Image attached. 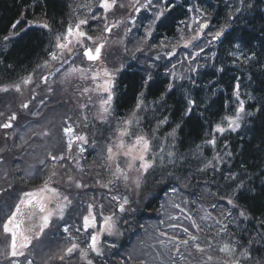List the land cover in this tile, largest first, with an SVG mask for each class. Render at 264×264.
Here are the masks:
<instances>
[{"label":"trees","instance_id":"16d2710c","mask_svg":"<svg viewBox=\"0 0 264 264\" xmlns=\"http://www.w3.org/2000/svg\"><path fill=\"white\" fill-rule=\"evenodd\" d=\"M131 1L117 0V5L104 17L98 13V0H0V89H7L0 90V125L6 121L12 125L0 127V158L7 162L13 158L15 150L22 147V139L20 143L13 141L12 132L26 125L25 121L31 118L30 111L38 103L37 98L29 97L35 90H29L23 81L38 76L41 63L49 58L55 47L56 36L64 34L70 22H78L79 17L88 21L81 26L86 35L97 37L103 33V23L123 21L130 16L135 21L130 33H134L135 38L151 30L150 38L146 39V52L133 51L126 43L129 50L114 77L108 121L106 125L96 122L88 131L89 138L99 142L92 144L94 162L90 165L83 155L82 171L64 167L66 174L57 181L61 188V182L75 187L79 183V197L85 191H93L100 198L105 196L109 187L103 191L96 187L103 182L95 177L102 176L98 170L105 171L97 161L103 146L110 142L107 135L114 134V122L129 117L133 111L135 121H138L135 126L150 139L151 148L166 147L167 154L141 174L138 193H132L133 200L139 204L128 208L119 219L120 235L108 238L100 246L102 253L91 254V257H88L87 242L83 243L79 238L75 260H69V263L61 260V264H88V261L92 264H147L157 241L142 240L143 231L149 222H155V217L161 213V202L174 189L187 201L192 217L198 207L212 212L213 217L219 211H229L237 223H225V232L220 231L217 241L229 239L232 242L236 249L232 259L238 260L239 264H264V0H157L148 8L150 11L142 8L136 13H133L135 8ZM85 3H88L86 10ZM121 4L124 7L121 8ZM192 14L208 27L199 40L185 48L184 40L190 39L198 28L197 23L191 24ZM94 15L96 19L92 18ZM157 15L159 19H156ZM144 19L149 28L142 32L140 26ZM129 22L127 19L124 23ZM45 23L48 28L40 26ZM13 24H16L15 28ZM221 28L224 31L220 38L208 43L212 40L210 34ZM181 34L184 40L180 39ZM172 52L175 54L168 55ZM178 67L187 75L181 81L173 71ZM38 82L43 85L42 80ZM26 93L29 102L24 108L21 104ZM138 101L139 108L136 107ZM189 101H192L191 105ZM240 101L244 102V110L236 121L239 127L232 130L225 117L236 118ZM13 115L15 120L10 119ZM59 117H62L59 126L50 132V139L56 143L63 137L61 129L65 121V115ZM73 119L76 125L84 123ZM218 125L225 129L224 132L216 131ZM213 139L214 144L208 143ZM63 154H66L64 150ZM19 155L20 151L14 154ZM86 155L91 156L89 150ZM65 163L70 164L68 160ZM70 172L73 173L72 180ZM34 173L35 182L31 186H37L39 178L43 177L39 170H32L31 175ZM16 180L9 192L2 191L0 196L13 193L11 203L16 200V192L18 196L19 191L26 188L20 185H24L25 180ZM79 197L75 205L82 202ZM104 200L102 211L114 215L118 201ZM94 202L98 200L94 198ZM81 215L82 211L76 223L80 222ZM62 221L76 225L69 220ZM200 237L216 238L211 232L200 233ZM193 249L195 245L189 244L187 250L192 254L183 250V261L175 260V254L171 252L168 258L164 251L163 264L175 261L198 264L201 260ZM136 250L140 253L134 254ZM244 252H247V258L241 255ZM82 253L88 259L83 260Z\"/></svg>","mask_w":264,"mask_h":264},{"label":"rangeland","instance_id":"374dc122","mask_svg":"<svg viewBox=\"0 0 264 264\" xmlns=\"http://www.w3.org/2000/svg\"><path fill=\"white\" fill-rule=\"evenodd\" d=\"M155 2H157V0H151L150 3L149 0H139L138 5L139 7L141 5H146L145 7H140V9L146 8L149 10L148 8H150ZM134 3L135 0H132L131 4L133 5ZM87 5L88 3H85L84 10L87 9ZM97 5H100V0H98ZM98 8V13L106 17L104 10L100 7ZM130 9L131 5L129 3L128 11H130ZM136 12L137 11L134 9L133 13ZM123 15L124 14L122 13V16ZM77 19L79 21L82 19L87 20L84 17H79ZM127 19L130 20L128 24L124 23L127 22ZM198 19L199 17H197L195 14H192L191 24H194V21H197ZM118 21L119 20H113L111 23H103V33H100V35L97 37L86 35L85 37L77 38L82 41V45H70V47H72V52L69 53L67 50H64L63 54L57 60H52L51 56H49V58L43 62L44 64H40L41 66L39 68H41V71L39 72L38 76L28 77V79L30 78V82L27 83V88L29 90H35L29 95V97L37 98L38 103L30 111L31 114L29 116L31 118L25 121V123L28 124L25 125L24 131L16 133L13 136V138L16 137L17 139H22L21 149L15 150V153L20 151V155L14 156V153L13 158L10 157L7 162H5L3 158H0V194H2V191L5 194L8 193L11 189V186L17 181V178L29 181L30 172L27 171L28 166L32 164V168L39 163L41 166L39 168V175L43 176L42 178H39V181L43 180L42 184L37 185L38 187L36 188L28 189L26 187L25 189H21L18 193V196L16 192L17 205L20 204L21 200L26 201L29 199L28 197L24 196V193H37L38 196L45 197L44 203L46 206V212L44 214L51 212L52 218L50 217L47 227L43 229L44 232H42L40 235V244H38L36 250L37 255H31L27 249L30 247V243L34 241V238L40 233L41 225L43 223L41 215L44 214L39 213L38 210L33 206L20 204V211L15 217V221L19 223L16 244L17 252L23 253L24 257H22L23 259L16 258V256L15 258H12V235L11 232L5 233L4 225L8 223L12 213L16 212L17 205H15L13 210L8 209L6 213L8 215L0 222V264H13V261L15 264H29V261L31 264H46L50 257H55V260L59 259L57 260L58 262L63 260L65 263H69V260H75L76 257L74 256V252L76 249L71 254H68L67 249L70 248V245L73 243L77 244L79 238L80 240H83V243L87 242L86 245L88 247L89 253L88 257H91V254L99 255L102 253L100 246H103V242H107L108 238L113 239L120 235L118 224L119 219L128 211V208L139 204L135 203L138 201L133 200L132 193L133 191L138 193L139 187H137L136 181L137 177L140 178L143 172L138 173L133 170L128 173L129 179L127 181L122 177L117 179L113 175L115 164L120 163L121 167H124V158L122 156H117L115 161L107 160V147L110 144L117 142L119 131L125 127L123 123L125 120H135V111H133L129 117L122 119L118 118L117 121L114 122V134L110 133L107 135L106 139H108L110 142L107 144V146H103V153L97 161L98 165H100V163L102 164L105 171L98 170L102 176L97 175L95 177L99 182L102 180L103 182L101 184L98 183L96 187L100 188L99 191H103L109 187L107 192L104 193L105 196L100 198L98 195H94V192L90 190L91 192L85 191L86 193L83 192L84 194L79 197L80 190L78 187L70 186L68 183L61 182V185H63L61 188L57 181V179H60L65 173L64 167H67V169L70 171H74L78 168V171L81 172L85 164V162L83 163V155L88 158V161L86 162L90 165L94 162L92 144H98L99 142L97 139L92 140L89 138L88 131L90 130L92 124L101 122L102 125H106L108 121L107 116L110 111L107 114L102 113L100 104L101 99L106 98V93H103L99 90H94L96 89V82L92 80V75L99 73V82L102 83L104 79H107V77L103 76L102 69H107L113 74L114 81L116 71L119 69V65L123 64V57L126 55V53H128L129 49L138 51V53L146 52L145 44L148 42L147 38H150L151 35V30L148 29L149 26L146 24V19H144L143 25L141 21L140 27L142 32H144L146 29H148V31L147 33H143L142 37L140 36V38H135V34L130 33L135 26V21L133 18L127 16L123 21H119L117 24ZM78 22L71 21L69 26L71 25L74 28L75 24ZM112 25L116 26L111 27ZM106 26L111 27V31H108V33H106L104 30ZM80 30L84 32L82 28ZM131 35H133V39H130ZM105 36H107V40L104 48L101 50L100 59L95 62H90L84 59L81 50L86 46L94 48L96 44L103 41ZM87 37H92V39H87ZM126 43H128L129 49L126 46ZM52 52H59V50L54 47ZM196 54L197 53L195 52L192 56L194 57ZM185 56V59L187 60V53H185ZM46 64L47 66H45ZM180 64L178 63V65ZM72 68H79L83 69L84 71H77L69 74V70ZM173 71L177 73L178 79L180 81L185 76H187L185 71L179 67L173 68ZM39 80L43 81V85L39 84ZM85 89H88V91L86 92ZM27 102H29V100L26 93L24 95L23 104H26ZM35 110L37 111L34 112ZM33 112L34 115H32ZM60 114L65 115V121L62 127L75 126L74 128H76V130L71 134V139L73 141L71 150L68 148V140L70 138L69 135L63 132V137H61L56 143V141L50 139L51 135L48 134L46 130V128H50V130H52L59 126L60 120L62 118L59 117ZM73 117L82 120L84 123L82 125L74 124ZM31 120L32 122L29 123ZM119 124L120 128H118ZM86 127H89V129ZM132 128L136 132H139L138 128L135 126V123L132 125ZM43 136L46 138L39 141V137ZM78 136L86 137L87 142L85 143L84 141L76 139ZM80 148H83L84 151L81 152ZM151 149V155L148 153V157L154 158L153 164L160 160L165 154H167L166 147L159 146L157 148ZM63 150L66 152V154H63ZM88 150L91 153V156L86 155ZM52 156H62L63 159L53 160ZM14 159H17L16 163L13 162ZM67 160L70 164L65 163ZM53 173H55V175H53ZM69 176L72 180L73 173L70 172ZM110 178L111 183H109ZM46 181L49 188H54L56 190L55 194L50 192L41 193L39 191L42 187H44ZM90 182L91 180H89V183ZM20 185L25 186L23 184ZM102 185L107 186L102 187ZM87 190H89V188ZM168 193L169 194H167L161 202L160 215L155 217V222H149V225L147 224L145 226V230L142 234V240L154 242L155 239L157 241L155 252L151 255V257H149L147 264H163L164 261L162 254L164 251L166 252V256L168 258H170L171 252L172 255L175 254V260L183 261L185 260L183 259V250H185V253L187 254H192V251L187 250L189 244L195 245V249H193V251H197L196 245H199L200 248L204 250L203 252L197 251V255L199 256L198 258L201 260L198 262V264H225V261L230 262L232 257L225 256V254L219 251V248L225 243H228L233 247L232 242L229 239H225L224 241L220 240L219 242L217 240L221 235V230H219V228L224 227V223H231V225L232 223H237V221L232 217L231 213L229 211H225L226 213L224 211H219V213H216L213 217L211 215L212 212L210 213L203 207L201 209L198 207L197 210L194 211L196 213L195 217H192L187 201L183 200L182 195L178 192V190H170ZM113 196L118 197V200L116 201H118L119 204L123 202L125 197L128 200V203L124 205L123 212L119 210V205H117L114 215L110 212H103L101 208V206L105 203V200L104 202L102 200L111 198V200L114 201L112 199ZM78 197L82 202L79 201L75 205ZM94 198L98 200L97 203L94 202ZM89 205H92V214L96 217V225L93 228H89L88 231L85 232L84 226L81 225L83 227L81 228L79 225L81 223L82 217L89 215ZM68 211L70 213H67ZM81 211L82 215L80 217V222L76 223V219L81 214ZM67 215L71 216L66 219ZM107 216L112 217L111 223L113 227L111 235H109L107 231L101 232L100 230L101 225L104 223V217ZM61 219L69 220V222H74L76 224L73 230H69L67 228L68 231L66 232L64 229L66 232L65 238L70 244H68L67 248L65 247V240H63L61 243H56L51 238L52 235L50 233V229L53 226L51 221H62ZM189 221H191L192 225ZM217 221H219V223H217ZM193 224H195L196 227H194ZM9 227L12 228L13 225L10 224ZM185 229H187V232H185ZM154 230H156L157 233H155ZM153 232L155 234H153ZM209 232L215 234L216 238L200 237V233ZM19 233H22L23 236L31 238V242L25 248L20 247V244L24 241ZM94 234L98 236V252L92 251L89 248L91 236ZM192 237H196V239L193 240ZM182 241H188V243L184 244ZM160 250L162 252H158ZM241 250L242 249H240L237 254H239ZM139 253L140 252L138 250L134 252V254ZM202 256H204V258H202ZM209 256H212V260H208ZM81 257L83 260L88 259V257L84 255H81ZM151 259L155 262H152ZM172 264L178 263L175 261ZM228 264H231V262Z\"/></svg>","mask_w":264,"mask_h":264},{"label":"snow or ice","instance_id":"6c2138e0","mask_svg":"<svg viewBox=\"0 0 264 264\" xmlns=\"http://www.w3.org/2000/svg\"><path fill=\"white\" fill-rule=\"evenodd\" d=\"M151 2V0H149V3ZM139 3V0H135V3L133 4V7L135 8V11L139 12L140 11V7H145L146 5H141L140 7H136V4ZM117 5V0H100V5L99 7L101 9L104 10L105 13L109 12L110 10L113 9L114 6ZM120 7H124V5H119ZM162 14V13H161ZM93 19H96L97 17L94 15L92 17ZM159 15L156 16V19H159ZM195 23L198 24V28L195 30V34L188 40H184V36L183 34H181L180 39L184 40V44L183 47L188 48L193 44V41H197L200 39L201 37V33L203 32V30L205 28L208 27V24L205 23H201L198 20L194 21ZM17 23H19V21H17ZM32 22L29 21V24H31ZM88 21L87 20H80L78 23L75 24V27L73 28L71 25L68 27L67 31L65 34L62 35H57L56 36V44H55V48L59 50V52H51L50 56L52 60H57L60 58V56L63 54L64 50H67L69 53L72 52V47H70V45L76 44V45H82V41L80 39V37H85L86 33L81 31V25L87 24ZM119 23V21L117 22V24ZM43 28H48L49 26L45 23L40 25ZM116 25H112L111 27H115ZM13 28L16 27V24L12 25ZM111 27L106 26L105 27V31H111ZM189 31H192L191 26H188ZM224 29L221 28L220 30H218L217 32H215L214 34H210L212 37V40H210L208 43H211L213 40H217L220 38V36L223 34ZM5 40L8 39V37H4ZM87 39H92V37H87ZM104 48V44H99L97 45L94 50L92 48H88V47H84L83 50V56L87 58V60L89 61H97L100 59L101 56V50ZM201 51H203V49H200ZM175 53H168V55H174ZM47 66V64L45 65ZM77 71H84L83 69H79V68H72L69 70V74L72 72H77ZM102 73L104 77H107V79H104L102 83H100V74H93L92 75V80L94 82H96V89L94 90H99L102 91L103 93H106V98H102L100 101L101 104V112L107 114L110 111V106H111V101H112V97H113V92H112V87H113V74L110 73L107 69H102ZM30 82V78L29 79H25L23 81V83L27 84ZM171 87V85L169 86ZM3 91H7V89H0ZM16 90L19 91L20 87L19 85L16 86ZM85 91L87 92L88 89H85ZM237 98H238V93H237ZM192 101H189V104L191 105ZM22 107L27 108L28 105L27 104H23ZM137 108L140 107V102L138 101ZM244 110V102L240 101V106L237 109V116L235 119L231 118V117H225V119H227L229 121V126L232 127V130H235L236 127H239V124L236 122L237 120L240 119L239 113L243 112ZM0 115H2V113H0ZM11 120H15L16 116L13 115L10 117ZM166 121H162L161 123H164ZM125 127L123 129H121L119 131L118 134V139L117 142H115L114 144H110L107 147V160L108 161H115L117 159V156H122L124 158V167H121L120 163H116L115 164V168H114V172L113 175L119 179V178H123L124 180H128L129 179V175L128 173L135 170L138 173L141 172H147L151 167H153V161L154 158H149L148 157V153L151 150V141L150 139L139 132H136L133 128L132 125L134 123H138V121L135 120H125L124 122ZM0 127L3 128H10L12 127L11 123H5L3 125H0ZM224 128L220 127L219 125L216 128V131L219 132H224ZM65 133L67 135H69V140H68V148L69 150H71L72 147V139H71V134L73 132V129L71 128V126L67 127L64 129ZM76 139L84 141L85 143L87 142L86 137L84 136H78L76 137ZM208 143H215V140L213 139L212 141H209ZM115 149V151H114ZM80 151L83 152L84 149L80 148ZM53 160H57V159H63V157H56V156H52ZM53 175H55V173H53ZM109 183H111V181H109ZM137 187H139V177H137ZM104 187H106L107 185H102ZM77 187H81V185L79 183H77ZM41 193H56V190L54 188H49L48 187V183L47 181L45 182L44 187H42L39 190ZM25 197H28V200H21L20 204H27L29 206H33L35 207L39 213L44 214L46 212V206L44 203V196H38L37 193L34 192H26L24 193ZM66 199V198H65ZM113 200H118L117 196H113L112 197ZM128 203L127 198L125 197L123 202L119 204V210L121 212L124 211V205ZM229 204H232V201L229 200L228 201ZM20 204H18L16 206V212L12 213V216L9 218L8 223H6L4 225V231L5 233L11 232L12 235V244H11V255L13 257L17 256V255H23V253H18L17 252V244H16V238L18 235V229H19V223H17L15 221V217L17 215V213L20 211ZM93 213V209H92V205H89V215L85 216L83 218V226H84V230L85 232L88 231L89 228H93L96 225V217L92 214ZM52 213L48 212L47 214L41 215V219L43 221L42 225H41V231H43V229L45 227H47L48 223H49V219L51 217ZM241 215H243V213H241ZM112 217L111 216H107L104 217V223L101 225V232L107 231V233L109 235L112 234ZM217 223H219V221H217ZM13 225L12 228L9 227V225ZM194 227H196L195 224H193ZM65 231L67 232L68 229L65 228ZM185 232H187V229H185ZM19 235H21L22 239H23V243L20 244L21 248H25L28 246V244L31 242V238L27 237V236H23L22 233H19ZM193 240L196 239V237H192ZM182 243L187 244L188 241H182ZM98 236L97 235H92L91 236V242L89 244V248L92 251H96L98 252ZM77 245L75 243L72 244V246L70 248L67 249L68 254H71L75 249H76ZM197 251L203 252L204 250L202 248H200L199 245H196ZM219 251L223 254H225V256L228 257H233L236 249L234 247H232L230 244L225 243L222 247L219 248ZM83 255V253H82ZM241 255L245 256L247 258V252L241 253ZM62 259V258H61ZM208 260H212V256L208 257ZM13 264H15V262L13 261ZM29 264H31V262L29 261ZM88 264H92L91 261H88ZM225 264H228V262L226 261ZM231 264H239V261L236 259H232L231 260Z\"/></svg>","mask_w":264,"mask_h":264}]
</instances>
